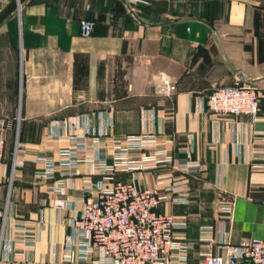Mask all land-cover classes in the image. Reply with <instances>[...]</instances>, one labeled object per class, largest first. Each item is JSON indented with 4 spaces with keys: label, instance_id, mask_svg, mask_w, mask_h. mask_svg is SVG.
<instances>
[{
    "label": "crops",
    "instance_id": "1",
    "mask_svg": "<svg viewBox=\"0 0 264 264\" xmlns=\"http://www.w3.org/2000/svg\"><path fill=\"white\" fill-rule=\"evenodd\" d=\"M20 1L18 15V0H0V111H9L3 97L16 96L19 79L24 86L12 152L0 168L7 210L0 264H69L72 216L92 184L116 181L166 197L159 210L184 223L176 236L194 243L188 264L222 254L223 242L264 240V111L219 118L207 107L217 87L264 92V0ZM83 19L96 22L88 38ZM144 133L157 135L159 146L129 159L163 150L172 163L116 172L110 182L94 174L99 155L112 165L115 146ZM78 147L81 162L63 165L61 153ZM189 151L202 164L196 175L180 170ZM43 158L55 162L52 174ZM175 181L185 182L186 202L173 201ZM232 203L223 221L221 209Z\"/></svg>",
    "mask_w": 264,
    "mask_h": 264
},
{
    "label": "built area",
    "instance_id": "2",
    "mask_svg": "<svg viewBox=\"0 0 264 264\" xmlns=\"http://www.w3.org/2000/svg\"><path fill=\"white\" fill-rule=\"evenodd\" d=\"M133 4H143L147 0H131ZM87 9H90L88 7ZM21 12V1L18 0V15ZM96 22L91 19L81 20V36L88 38L95 31ZM175 88L169 86V92ZM208 110L221 118L226 116H258L264 111V92L252 85H235L217 87L207 98ZM103 130L100 137L109 133ZM83 144H80V147ZM157 135L144 133L127 136L115 146L114 163L108 164L99 155L95 161L96 175L103 176V181H112L111 174L116 172L139 171L157 168L164 163H172L171 156L163 150L132 161L129 155L134 151L157 147ZM20 145L17 141L14 159ZM6 151V139L0 136V168ZM81 148L68 149L61 153L67 158L63 165L76 167L77 155ZM166 155V156H165ZM162 157L164 159H160ZM47 166V174L54 171L53 160L41 159ZM201 162L192 158V151L187 152V160L180 170L185 175H196L201 169ZM45 174L38 178L46 177ZM171 181V180H169ZM104 184V183H103ZM92 184L88 196L83 200L80 213H75L70 221L71 237L66 246L65 262L69 264H188L194 243L183 242L176 235L177 230L185 228L174 216L159 210L166 199L155 188H138L134 180L116 181L110 186ZM185 182L175 181L168 189L174 202H186ZM97 186L98 193L93 195ZM234 203L221 209L222 220L231 216ZM7 210L0 207V247L4 238ZM30 241L34 235H25ZM222 254L211 252L204 254L200 264H264V240L252 239L242 244H221Z\"/></svg>",
    "mask_w": 264,
    "mask_h": 264
},
{
    "label": "rangeland",
    "instance_id": "3",
    "mask_svg": "<svg viewBox=\"0 0 264 264\" xmlns=\"http://www.w3.org/2000/svg\"><path fill=\"white\" fill-rule=\"evenodd\" d=\"M21 80L19 79L17 82V90H16V96H6L3 97V108H6V110L9 111H0V136H3L6 141H7V147H6V152H7V159L9 157V154L12 152L13 148V143H14V137L15 134L17 133V128L18 122L20 121L19 117V108H20V98L21 96H24V86L21 87ZM23 99V98H22ZM2 108V109H3ZM10 108V109H8ZM11 110V111H10ZM19 118V121H18ZM11 121L13 122V130H9L8 128V122ZM22 124H24L21 121V126H20V131H22ZM11 176V174H9Z\"/></svg>",
    "mask_w": 264,
    "mask_h": 264
},
{
    "label": "water",
    "instance_id": "4",
    "mask_svg": "<svg viewBox=\"0 0 264 264\" xmlns=\"http://www.w3.org/2000/svg\"><path fill=\"white\" fill-rule=\"evenodd\" d=\"M126 6L129 12L131 13V15L135 18V20H137L141 24H144V22L139 19V17L135 14V12L128 6V4H126Z\"/></svg>",
    "mask_w": 264,
    "mask_h": 264
}]
</instances>
